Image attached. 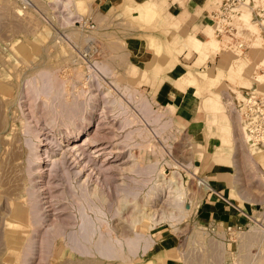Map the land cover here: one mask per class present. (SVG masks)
<instances>
[{
  "label": "rangeland",
  "instance_id": "374dc122",
  "mask_svg": "<svg viewBox=\"0 0 264 264\" xmlns=\"http://www.w3.org/2000/svg\"><path fill=\"white\" fill-rule=\"evenodd\" d=\"M63 1L67 0H0V264H154L156 252L171 240H176L179 264H264V178H261L264 153L254 155L252 164L250 148L236 113L237 99L242 101L255 90L264 91V81H255L257 75H264V51L259 49L262 42L254 23L253 28L251 21L250 27L243 25L255 36L253 49L240 55L223 51L222 41L217 34L213 35L216 29L213 23L210 39L220 44L218 59L213 60L211 66L206 64L211 58L205 60V65H198H204L203 71L211 76L210 85H205L204 89L191 88L197 96L206 97L201 111L208 125L217 127L213 111L219 112L220 125L229 123L226 128H207L205 136L212 145L221 144L215 158L211 159L205 157V153L211 151L204 147L200 128L190 129L181 123L177 110L170 114L169 107L155 100L150 80H146L149 64L163 65L165 61L177 64L181 54L178 52L176 56V51L183 46L189 49V56L196 53L204 60L199 49H191L188 38L184 37H177L180 38L177 44L173 43L177 38L167 43L160 31L161 14L153 20H145L138 17L137 11L125 9V12L105 14L93 21L87 9L81 12L78 0H74L73 15ZM156 1H164L166 5L167 0ZM212 1L221 0H207L208 12L214 6ZM257 1L264 5V0ZM252 35L244 34V37L250 41ZM236 62L244 63L246 72L229 78ZM104 66L108 70H104ZM174 68L166 67V71H174ZM42 71H51L57 86L63 85L59 89L64 88L65 93L60 101L48 102L45 94L36 95L29 87L28 82ZM78 74L82 76L80 80ZM194 75L201 80L199 74ZM123 87L138 94L134 95V100H129L121 91ZM78 92L83 95L82 100L90 102L94 108L91 133L99 124L101 127L105 124L101 129L103 136H107L104 142L109 141L108 146L115 154L111 162L120 167L109 181L110 190L102 186L114 210L124 215V218L117 216L111 220L113 228L124 236L133 237L138 233L155 241L147 252L142 243L137 254H128L125 261L83 257L68 248L62 238L54 246L48 238L46 243L50 246L44 245L41 232L52 225L54 218H48L38 232L28 220V194L40 179L35 155L37 146H41L39 151L52 148L57 159L72 147L67 146L65 128L61 127L60 131L58 127H50L54 121L52 106L54 110L64 111L77 100ZM113 92L140 119L139 124H126L127 116L111 97ZM141 96L153 109L152 113L146 111L149 117L143 112L142 103L136 101ZM159 115L162 117L155 122L154 118ZM166 121H170L169 128L161 134L160 128ZM139 127L150 133L149 138L143 141L134 134V140H128V134ZM84 137L79 139V144ZM221 137L229 142L222 143ZM160 151L164 153L163 158ZM119 153L120 160L115 161ZM218 156L226 158L219 161ZM68 158L72 161L70 156ZM158 159L157 173L145 178L143 183L137 174L139 166L154 164ZM213 164L224 166L223 170L228 173L226 180L233 182L230 187L235 190V197L232 198L241 204L244 202L246 213L251 216L252 222L242 234L230 235L227 230L212 227L203 220L205 216L199 205L206 191L200 183L201 170ZM201 165V169L198 168ZM195 168L198 169L196 175ZM85 178L84 175L80 182ZM134 180L143 183L139 185L138 197L129 193L135 186ZM177 181L184 198L183 214L175 196ZM153 185H158V191L150 193ZM119 186L124 190L120 191ZM102 187L93 185L91 189L98 192ZM243 194L245 199L241 197ZM42 198L43 208L49 212L51 203ZM14 211L20 213L13 222L21 225L16 229L9 226ZM132 221L137 225L133 226ZM30 239L33 249L22 262Z\"/></svg>",
  "mask_w": 264,
  "mask_h": 264
},
{
  "label": "bare ground",
  "instance_id": "6f19581e",
  "mask_svg": "<svg viewBox=\"0 0 264 264\" xmlns=\"http://www.w3.org/2000/svg\"><path fill=\"white\" fill-rule=\"evenodd\" d=\"M63 2L65 8L68 9L71 15H73L75 10L74 0H67ZM213 3L215 4L216 2L213 1ZM241 20L243 25L245 24L248 27H250L249 24L251 21V26L253 28L251 10L243 9ZM68 23H70V21ZM242 35L244 37L243 33ZM261 37L262 36L259 33V38L262 42ZM214 43L215 48H211V52H207L205 50L204 44H199V54L203 56L204 60L208 59L213 53L220 51V44H218L217 41H214ZM262 44L263 42L261 43V47L259 49L264 51ZM222 45L223 47L221 48L224 49V52L230 51L235 53V51L228 49L225 43ZM236 54H245V52H236ZM225 57H227V55H225ZM174 65L175 64H168L167 67H174ZM103 69L108 70L106 66H104ZM243 72H246L244 63H237L236 66L232 67V72L228 77L231 78L234 75H238ZM81 77V75H77L78 80H80ZM184 81L185 84L190 88H194L196 85L195 79H185ZM255 81L263 82L264 75H257L255 77ZM28 83L29 87L36 95L45 94L47 96L48 102H57L64 97V88L59 89L60 87H63V85L57 86L51 71L40 72L38 76L33 77ZM121 91H123V93L131 101L134 100V95H138L129 87H123ZM111 97H114V102L119 104V107L127 116V125L139 124L141 122L134 113L130 112L129 107L126 106L124 101L121 100L119 96H114L113 92ZM82 99L83 95L78 92L77 100L74 101V104H69V107H66L64 111L54 110L55 107L52 106L53 109L51 110V115L53 116L54 121L53 124L49 126L51 128L58 127L60 128V131L61 129L65 128V137L67 138V143H69L67 146L72 147L67 151H64L61 154V158L57 159L55 158L56 155H53L56 151L52 148L50 149L49 147L44 146L45 148L42 151H39L41 146H37V153L35 155L37 157L36 161H38L37 167L40 171L38 173L40 179L38 180V184L31 186L32 193H27L28 220L34 231L38 232L43 228V225L45 222H47L46 220L48 218H54L52 220L54 221L52 225L49 227L47 226L45 229L43 228V233L41 232L42 242L44 245L48 238L52 239L53 246L58 239L62 238L66 241V246L68 248L83 257L96 258L99 256L102 259H119L125 261L128 258V254H137L142 243H145V252H147L155 243V241L150 236H145L138 233H135L133 237L126 235L124 236L123 234H118L113 228L111 220L117 216L124 218V215L114 210V207L111 205L112 203H109L108 194H106V190L104 191V187L102 186L104 185L110 190L109 181L114 179L115 169L120 167L119 165L116 166L111 162V159H114L115 154L108 146L110 145L109 141L108 143L104 142V140L106 141L107 136H103L101 129L105 124L102 127L99 124L95 132L93 134L91 133L90 126L93 120L92 110L94 108L91 106L90 102L87 103ZM136 101L142 103V110L145 115L149 117L147 112L149 111L148 113H152L153 109L151 110L149 107L147 99L141 96L138 97ZM175 110L176 109L174 107H169L170 114H173ZM160 116L161 115L155 117L154 121L157 122L160 120L159 118L162 117ZM169 124L170 121H166V123H164V125L160 128L161 134H164V132L169 128ZM134 134L144 139L143 141H146V138H149L150 133H148L145 128L139 127L137 130H135V132H130L128 134L129 138L127 139L134 140ZM81 137H84V139H82L84 141L82 144H79V139ZM38 138L40 137L38 136ZM48 139L49 138H47L46 141H49ZM244 139L247 143L245 136ZM154 147L157 148L156 145H154ZM91 148H94L93 154L90 152ZM249 148L251 157L264 153L256 152L251 147ZM120 155V153L117 155L115 161L120 160ZM69 156L72 158V161H69ZM160 156V158L164 157V153L162 151H160ZM42 158H44V160ZM101 158L104 159L101 161ZM159 161L160 159L156 160L154 164L139 166L140 168L137 170V174L139 177H142L141 179L143 183L146 182L145 178L150 176L152 177L155 173H157ZM84 175L86 178L84 182L81 183L80 180ZM262 177L264 178L263 174L261 175V178ZM142 181H132L135 186L131 187L129 193L133 194L135 197H138L140 194L139 185L142 183ZM201 183L204 185V187L208 188L207 181H203ZM93 185H96V187L99 186V188L102 187V189L98 192H94L91 189V186ZM174 185L176 186L175 196L178 201L177 206L180 209V213L183 214L184 198L180 188L181 186L179 185L178 181ZM157 186L153 185L150 189V193L151 191H156ZM119 190L123 191L124 189L123 187L119 186ZM42 196L45 200L49 199V203H51L50 205L52 208L49 210V212L45 211L43 208ZM109 198L111 197L109 196ZM19 214L20 213L18 211H14L12 217L9 219L11 221L9 222V226L12 229L21 227V225L13 223L15 222L14 219L18 217ZM150 217H147L148 221H152V218ZM172 218L176 219L177 217ZM131 224L133 226L137 225V223L134 221H132ZM16 233L17 232H14V234ZM32 242V239L28 241L26 249L23 252L22 262L28 258L29 252L32 251L34 244ZM46 245L50 246L47 243Z\"/></svg>",
  "mask_w": 264,
  "mask_h": 264
},
{
  "label": "crops",
  "instance_id": "0c3cea01",
  "mask_svg": "<svg viewBox=\"0 0 264 264\" xmlns=\"http://www.w3.org/2000/svg\"><path fill=\"white\" fill-rule=\"evenodd\" d=\"M78 2L81 7V12L87 9L93 21L100 19L102 16H105V14L125 12L123 11L125 9L127 11H129V9L137 11L138 17L145 20H153L161 14L163 22L160 24V31L163 33L162 37L167 43L173 41L177 37H184L188 38V45L193 50H198L200 46L199 42L204 43L207 52H211L210 49L215 48L214 41L217 40L210 39L213 32L212 25L214 24L207 11L210 6V3L207 5V0H167L166 5L164 1L159 3L156 0H78ZM214 34H216L215 31L213 35ZM179 41L180 38H177L173 43L175 42V44H177ZM223 43L222 41V44ZM188 50L186 46H183L176 51V56L178 52L181 55L179 57V62L177 64L174 63V71H166V67L169 64L168 61L162 62L163 65H157L156 63L149 64L147 67L148 72L146 80H150L154 98L160 105L166 108L174 107L179 112L178 118L181 120V123L188 126L190 129L192 127L200 128V133L203 135L202 142L204 143V147L207 148L208 151H211L210 153L206 152L205 157L209 156L213 159L221 144L212 145L211 140H208L205 136L208 127H215L213 124L208 125L207 117L201 111L206 97L202 98L197 96L195 91L188 87L184 81L185 79H195L196 85L194 88H200L201 90L205 88V85H210L211 76L206 73V71H203L205 69V60H200L196 53L189 56ZM217 54L218 53H213L209 57L212 60L206 63L208 66L212 65L213 60L218 59V57H216ZM225 55L223 54V56ZM170 59H172V56ZM200 64L204 65L198 66ZM194 74H199L201 80ZM228 96L231 95L228 94ZM213 102L215 101L211 103L214 104ZM211 107L214 109V106L211 105ZM216 112L217 111H213L215 115L214 121L217 126L215 128L220 129L228 127V122L220 125V120L218 118L219 112ZM221 138L222 143L229 142L227 139ZM253 157L254 156L250 159L254 163L255 159ZM222 158L225 159L226 156H218L219 161H221ZM201 167L202 165L198 168L201 169ZM223 167L222 164H213L210 168L206 167L204 170H201L203 174L201 176V182L207 181L208 188L205 187L206 194L199 207L201 213L205 216L203 220L208 222L212 227L217 229L223 228L224 231H226L229 228H235L241 225L246 226L251 216L246 213L247 210L244 208V202L241 204L238 200L232 198L235 197V194L233 195L235 190L232 191L230 187L233 182L226 180V175L228 173L223 170ZM197 170V168L194 169V175H196ZM244 195L245 194L241 196L243 199L246 198ZM175 241L171 240L170 243L168 242L166 246L161 247L156 252L153 261L154 264H179L180 260L177 258V244Z\"/></svg>",
  "mask_w": 264,
  "mask_h": 264
},
{
  "label": "built area",
  "instance_id": "2783aa9c",
  "mask_svg": "<svg viewBox=\"0 0 264 264\" xmlns=\"http://www.w3.org/2000/svg\"><path fill=\"white\" fill-rule=\"evenodd\" d=\"M243 9L251 10L253 23L258 27L264 47V5L257 0H221L208 13L216 25L218 37L228 49L238 53L253 49L252 44L256 40L252 41L255 36L243 27ZM242 33L252 35V39L247 41ZM237 101L236 113L240 117V125L248 146L256 152H264V91L255 90L246 94L244 100ZM249 222H252L251 218ZM248 225L229 228L227 231L230 235L242 234Z\"/></svg>",
  "mask_w": 264,
  "mask_h": 264
}]
</instances>
